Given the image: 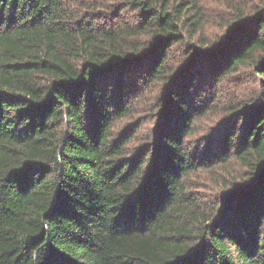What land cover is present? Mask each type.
I'll return each instance as SVG.
<instances>
[{
    "label": "trees",
    "instance_id": "16d2710c",
    "mask_svg": "<svg viewBox=\"0 0 264 264\" xmlns=\"http://www.w3.org/2000/svg\"><path fill=\"white\" fill-rule=\"evenodd\" d=\"M200 3L0 0V264H264V2L236 8L209 51L190 44ZM175 44L189 58L178 77ZM244 69L247 92L205 146L187 145L217 111L198 83ZM156 81L160 123L131 147L139 126L115 125ZM230 161L247 180L208 213L189 176Z\"/></svg>",
    "mask_w": 264,
    "mask_h": 264
},
{
    "label": "rangeland",
    "instance_id": "374dc122",
    "mask_svg": "<svg viewBox=\"0 0 264 264\" xmlns=\"http://www.w3.org/2000/svg\"><path fill=\"white\" fill-rule=\"evenodd\" d=\"M65 1L71 4L72 8H77L82 3L95 5L97 2H103V0ZM261 1L264 2V0H200L203 24L194 39L190 41V44L202 46L204 51H209L217 43V40L227 32L236 15V8L243 9V12L248 14L254 5L259 4ZM129 22L132 23L133 21L129 20ZM168 56L167 67L175 71L172 75L178 77V75L184 73L189 61L188 50L185 51L184 44L172 45L168 51ZM197 66L202 73H206L204 63ZM247 72L244 69L242 73L235 76V80L231 82L224 80L218 86H214L209 79L206 80L207 85L204 86V78L198 83L202 87L201 100L204 101V98L206 100L213 99L215 94L218 95L216 97L217 100L214 102L215 105L218 103L216 105L217 111L205 117L194 119V122H192L195 124L193 131L185 138L187 145L205 146L206 142H208L206 136L209 135L211 128L218 125V123L220 124L224 118L220 107L233 95L236 96L237 91L245 89L247 92V88L251 86L244 80L248 78L246 76H249ZM164 88L165 84L162 81L154 82L153 86L142 95L143 97L133 104L132 114L116 123L114 135L117 136L121 131L127 130L130 125H137L139 126L138 131L134 136L131 147H137L147 139L152 140L155 127L161 120L162 113L160 108L162 106L161 100L165 96ZM243 174L244 169L230 161L216 170L209 171L202 168L195 171L189 176V185L192 192L199 198L202 207L208 213L217 215L220 203L218 202L219 195L227 188L229 189V187L233 186V184L236 185L242 180L246 181L247 179Z\"/></svg>",
    "mask_w": 264,
    "mask_h": 264
}]
</instances>
